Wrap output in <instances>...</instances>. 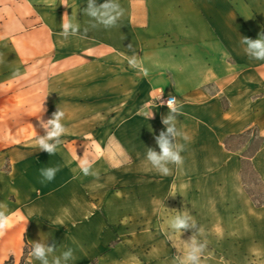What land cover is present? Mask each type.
I'll return each instance as SVG.
<instances>
[{
	"label": "crops",
	"instance_id": "obj_1",
	"mask_svg": "<svg viewBox=\"0 0 264 264\" xmlns=\"http://www.w3.org/2000/svg\"><path fill=\"white\" fill-rule=\"evenodd\" d=\"M61 3L0 0V202L25 218L0 237V264H39L30 249L40 239L55 243L56 256L72 248L69 264H176L184 250L174 247L180 237L168 221L184 210L208 244L201 264H264V202L245 188L241 155L228 142L256 129L260 142L248 161L264 186V61L250 60L239 43L264 31V0H119V27L67 41L58 35L62 17L77 11L83 29L87 0H68L73 10ZM129 44L147 76L121 55L131 54ZM81 54L91 62L81 63ZM85 81L91 131L66 125L55 155L39 151V118L59 107L64 124L78 119ZM167 96L181 107L177 126L188 139L179 140L183 165L163 176L145 155L147 147L159 151ZM85 150L96 157L98 179L78 168L74 157ZM56 166L55 179L41 184L39 169Z\"/></svg>",
	"mask_w": 264,
	"mask_h": 264
},
{
	"label": "clouds",
	"instance_id": "obj_2",
	"mask_svg": "<svg viewBox=\"0 0 264 264\" xmlns=\"http://www.w3.org/2000/svg\"><path fill=\"white\" fill-rule=\"evenodd\" d=\"M61 4L72 8L68 0H62ZM82 12L84 16L89 17L88 25L83 27V29L78 22L77 11H72L71 15H68L67 12L63 15L62 23L60 24L61 31L58 34L63 40L67 41L71 37L85 39L90 30L100 27L104 29L119 27V21L124 15V9L121 7L119 0H105V2L100 4H97V0H87V6L82 9ZM4 38V36H0V39ZM239 43L243 47L244 54L250 60L264 61V31L260 32L255 39L240 35ZM127 48L131 54L126 55L122 53L121 55H124L128 66L134 70H139V72L147 76V69L142 67L141 58L136 54L133 44H129ZM13 75L19 76L20 73L17 71ZM162 95L163 90H161V94L157 100ZM163 103H166L169 111L161 117V122L165 126L164 130H161L154 137L159 151L155 148L147 147L145 160L158 174L168 176L172 171L169 167L170 165L177 167L183 165L184 158L181 153L185 149L179 140L183 139L187 141L188 137L177 126V117L182 115V112L181 107L175 101V97L172 96ZM42 111H46L43 106ZM143 115L146 119H150L153 117V111H146ZM64 119L65 112L59 107L52 113L51 118L46 121L39 118V126L44 130L43 135L38 134L36 130L34 134L35 146L39 151H44L50 156L57 153L59 146L63 143L62 137L67 132L63 123ZM97 155H103V153H100L97 149ZM74 158L77 160L78 168L85 177L99 178V170L94 167L96 157L92 153L85 150L82 157L76 153ZM108 162L111 167L121 166L120 161L109 159ZM58 171H60L58 166L39 169V182L41 184L52 182ZM115 195L119 198L121 193L117 191ZM24 220V216L19 211L9 212L7 204L0 202V237H4L16 223ZM168 228L172 234H177L180 237L179 241L174 243V247L179 248L182 246L184 250L182 255L177 256L176 264H201L202 256L206 252L208 244L206 240L201 241L197 239V234L201 233L203 229L198 225L193 216L186 210L182 212L176 211V214L168 221ZM189 230L192 231L189 239H181L182 234ZM56 250L57 246L55 243L49 244L47 241L40 239L39 241L32 242L30 255L39 264H69V262L75 261L76 257L72 248H67L59 256L53 255ZM9 255H14V253H9ZM50 257L51 259H49Z\"/></svg>",
	"mask_w": 264,
	"mask_h": 264
},
{
	"label": "rangeland",
	"instance_id": "obj_3",
	"mask_svg": "<svg viewBox=\"0 0 264 264\" xmlns=\"http://www.w3.org/2000/svg\"><path fill=\"white\" fill-rule=\"evenodd\" d=\"M80 62L81 63H88L91 62V55L88 54H81L80 55ZM88 69L86 65H83L80 67V76L82 78H86V74L88 73ZM79 92L80 96L77 105L79 112V118L71 120L65 124L71 125L76 124L77 129L79 132L82 131H91V86L89 87L87 85V82L81 83L79 86ZM49 108L55 106L53 103H49ZM113 108L115 107L114 102L112 103ZM103 116H101L99 119H97L96 122H102ZM260 141V137L257 134V131L255 128H250L245 133L235 136L232 139H230L229 146L234 147L238 150L239 154L241 155V159L243 161V170H242V176H243V182L245 185V188L248 190L250 195L253 197V199L256 202H264V186L261 185L257 175L254 173V171L251 169L248 157L251 155L253 150L257 147L258 143Z\"/></svg>",
	"mask_w": 264,
	"mask_h": 264
},
{
	"label": "trees",
	"instance_id": "obj_4",
	"mask_svg": "<svg viewBox=\"0 0 264 264\" xmlns=\"http://www.w3.org/2000/svg\"><path fill=\"white\" fill-rule=\"evenodd\" d=\"M247 131H248V130H247ZM259 142H260V141H259ZM225 143H226V141H225ZM258 144H259V143H258ZM257 146H258V145H257ZM254 150H255V149H254ZM254 150H253V152H254ZM253 152H252V153H253ZM252 153H251V154H252ZM242 163H243V161H242ZM251 197H252V196H251ZM252 199H253V197H252ZM253 201H255V200L253 199ZM255 202H256V201H255ZM7 264H9V263H7Z\"/></svg>",
	"mask_w": 264,
	"mask_h": 264
},
{
	"label": "built area",
	"instance_id": "obj_5",
	"mask_svg": "<svg viewBox=\"0 0 264 264\" xmlns=\"http://www.w3.org/2000/svg\"><path fill=\"white\" fill-rule=\"evenodd\" d=\"M172 96H167L166 98H165V101H167L169 98H171ZM175 101H176V99H175Z\"/></svg>",
	"mask_w": 264,
	"mask_h": 264
}]
</instances>
